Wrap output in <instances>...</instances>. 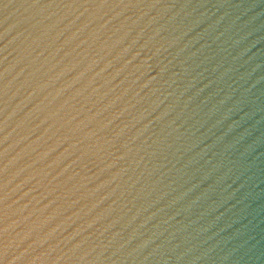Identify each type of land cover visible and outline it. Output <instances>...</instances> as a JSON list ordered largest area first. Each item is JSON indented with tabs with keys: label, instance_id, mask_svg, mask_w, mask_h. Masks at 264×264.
Returning a JSON list of instances; mask_svg holds the SVG:
<instances>
[{
	"label": "water",
	"instance_id": "1",
	"mask_svg": "<svg viewBox=\"0 0 264 264\" xmlns=\"http://www.w3.org/2000/svg\"><path fill=\"white\" fill-rule=\"evenodd\" d=\"M0 264H264V0H0Z\"/></svg>",
	"mask_w": 264,
	"mask_h": 264
}]
</instances>
